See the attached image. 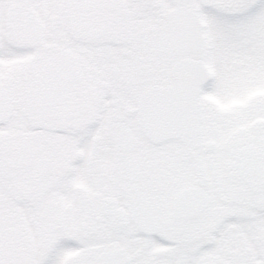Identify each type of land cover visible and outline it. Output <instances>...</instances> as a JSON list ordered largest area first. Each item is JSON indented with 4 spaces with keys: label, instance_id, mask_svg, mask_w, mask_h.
I'll use <instances>...</instances> for the list:
<instances>
[{
    "label": "snow or ice",
    "instance_id": "obj_1",
    "mask_svg": "<svg viewBox=\"0 0 264 264\" xmlns=\"http://www.w3.org/2000/svg\"><path fill=\"white\" fill-rule=\"evenodd\" d=\"M0 264H264V0H0Z\"/></svg>",
    "mask_w": 264,
    "mask_h": 264
}]
</instances>
